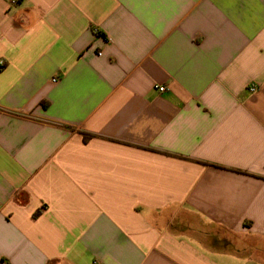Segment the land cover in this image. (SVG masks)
Wrapping results in <instances>:
<instances>
[{
    "label": "crops",
    "instance_id": "0c3cea01",
    "mask_svg": "<svg viewBox=\"0 0 264 264\" xmlns=\"http://www.w3.org/2000/svg\"><path fill=\"white\" fill-rule=\"evenodd\" d=\"M0 62V264H264V0H0Z\"/></svg>",
    "mask_w": 264,
    "mask_h": 264
},
{
    "label": "built area",
    "instance_id": "2783aa9c",
    "mask_svg": "<svg viewBox=\"0 0 264 264\" xmlns=\"http://www.w3.org/2000/svg\"><path fill=\"white\" fill-rule=\"evenodd\" d=\"M95 33H96V34H99V31H96V30H95ZM100 55H101V53H100ZM3 66H4V63H3V62H0V69H2ZM53 82L56 83L57 80H53ZM158 90H159L160 92H165L167 89H165L164 87H159ZM256 90H257L256 87H252V88L250 89V92L254 93V92H256Z\"/></svg>",
    "mask_w": 264,
    "mask_h": 264
},
{
    "label": "trees",
    "instance_id": "16d2710c",
    "mask_svg": "<svg viewBox=\"0 0 264 264\" xmlns=\"http://www.w3.org/2000/svg\"><path fill=\"white\" fill-rule=\"evenodd\" d=\"M90 138H91V135H86V136H85V141H88ZM39 214H40V212H37V213L35 214V216L37 217Z\"/></svg>",
    "mask_w": 264,
    "mask_h": 264
}]
</instances>
